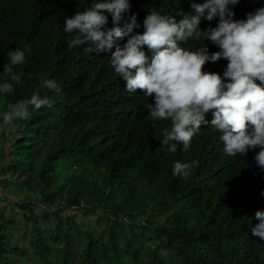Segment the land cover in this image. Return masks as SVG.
Segmentation results:
<instances>
[{"label":"trees","instance_id":"16d2710c","mask_svg":"<svg viewBox=\"0 0 264 264\" xmlns=\"http://www.w3.org/2000/svg\"><path fill=\"white\" fill-rule=\"evenodd\" d=\"M240 1L242 19L264 7V0ZM185 2L129 0L125 16H137L133 34H142L150 11L177 19ZM89 6L90 0H0V84L14 88L0 93V184L12 186L18 201L11 204L24 223L0 222V264H264V240L251 234L256 211H264V170L255 153L229 156L222 133L210 125L188 151L161 150L171 122L148 118L145 106L154 99L125 90L109 66L111 52L68 48L65 18ZM127 39L116 45L123 48ZM178 43L191 51L205 45ZM15 49L25 51V61L14 66L19 83L3 71ZM217 62L222 67L213 72L223 75L228 61ZM45 79L61 88L59 94L40 89L53 107L16 121V130L3 125L7 105L29 99ZM205 119H213L211 111ZM192 160L198 167L187 178L173 175L175 162Z\"/></svg>","mask_w":264,"mask_h":264},{"label":"clouds","instance_id":"9594fccd","mask_svg":"<svg viewBox=\"0 0 264 264\" xmlns=\"http://www.w3.org/2000/svg\"><path fill=\"white\" fill-rule=\"evenodd\" d=\"M75 2L83 5L89 0ZM239 2L186 0L177 19L150 11L143 20V33L133 34L140 24L135 14L125 16L130 12L129 0H90L89 7L65 18L64 31L70 37V50L86 45L88 52H111L109 66L126 82L125 90H140L154 99L145 106L148 118L171 122L162 130L161 150L175 153L182 145L188 151L200 128L210 125L222 133L226 154L246 157L251 149L257 167L264 170V7L242 19L235 9ZM125 37L123 48L116 45ZM190 39H202L205 45L196 51L179 46L178 42ZM145 46L151 57L142 50ZM8 58L3 71L19 83L14 66L25 61V51H9ZM220 59L228 61L223 75L213 72L222 67H218ZM209 62L212 65L205 72ZM41 88L61 91L55 80L45 79L29 99L7 105L3 125L16 130V121L30 120L33 111L44 106L52 108V100L41 97ZM13 91L12 83L0 84V93ZM210 111L209 122L205 114ZM194 167L196 160L177 161L173 175L187 178ZM255 219L259 223L251 227V234L264 240V211H256Z\"/></svg>","mask_w":264,"mask_h":264},{"label":"rangeland","instance_id":"374dc122","mask_svg":"<svg viewBox=\"0 0 264 264\" xmlns=\"http://www.w3.org/2000/svg\"><path fill=\"white\" fill-rule=\"evenodd\" d=\"M5 135H8V134L6 133ZM6 139L7 138H5V140H3L4 143H6ZM7 144H8V142L5 145H7ZM4 176H5V174L0 173V179H1V177L4 178ZM9 177H11L13 179L12 175H9ZM6 189H8V187L5 188L0 184V197H1L0 198V209L3 213V220L0 219V222L2 223L4 221H6L8 218H14L16 226L22 227V224L24 225L23 216L21 214L15 213L18 211V207L16 204H13V205L11 204V203H14L15 201H18V196H14L13 193H11L10 190H12V186H9V189H8L9 191H6ZM4 196H6V198H4ZM11 209L13 210V212L9 211ZM88 219L90 220V222L94 221L96 219L95 213H91L90 215H88ZM159 221H162V219L159 218ZM40 225L43 228H45L44 225H46V224H42V222H40ZM26 226L29 227L30 223H27ZM13 236H15L17 238L19 237V235L17 233H13ZM27 245H28V241L24 240V246L27 247ZM28 252H30V250H28ZM27 260H28V258H24L21 261L26 262ZM2 264H6V263L3 262Z\"/></svg>","mask_w":264,"mask_h":264},{"label":"bare ground","instance_id":"6f19581e","mask_svg":"<svg viewBox=\"0 0 264 264\" xmlns=\"http://www.w3.org/2000/svg\"><path fill=\"white\" fill-rule=\"evenodd\" d=\"M241 4H242V1L239 2V5H241ZM239 5H238V4L235 5V9H236V11H237V8H238ZM197 41H199V40H197ZM189 43H193V39H190V40L187 42V46H188ZM192 50H193V51H196L197 49H196V47L193 46V49H192ZM222 60H224V59H222ZM224 61H225V60H224ZM206 64H207V63H206ZM206 64H205V65H206ZM203 70L205 71V68H204Z\"/></svg>","mask_w":264,"mask_h":264}]
</instances>
